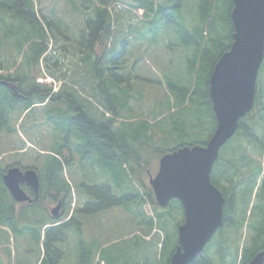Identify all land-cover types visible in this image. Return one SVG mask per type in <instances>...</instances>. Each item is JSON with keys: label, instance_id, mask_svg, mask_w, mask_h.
<instances>
[{"label": "trees", "instance_id": "1", "mask_svg": "<svg viewBox=\"0 0 264 264\" xmlns=\"http://www.w3.org/2000/svg\"><path fill=\"white\" fill-rule=\"evenodd\" d=\"M98 1L99 3H95L93 8H86L80 13L81 16L85 17L86 14H83V12L94 11L95 19L88 22V32L86 31L81 36V44H73L75 52H73L72 57L78 56V61L69 62L66 72L56 76L55 72H57L59 67L61 71L65 69L66 65L62 63L59 65L54 60L52 63L54 68L51 67L52 71L46 73L63 81L58 92L60 93L63 86L69 82L68 76L72 74L69 72H76L72 83L76 82L78 84H70L73 90L76 92H83L84 89L90 90L92 92L90 97L95 100L93 107L98 106L101 109L100 119L97 120L93 119L90 114L88 115L79 106L72 107L75 115L66 111L63 112L64 115L68 116V126L63 125L64 128L66 127L64 129L65 140H68V134L74 129L78 143L76 147L83 160H89L91 164L97 165L96 168H100L102 174H104L102 176L106 177V180L107 177L110 180L112 179L116 188L122 187L121 183L118 182H122V179L125 178L141 190L140 202L155 204L154 195L149 184L142 183V177H148L149 179V177L153 176L150 170V160L152 158L159 160L164 154L184 145H176L174 149H160L157 146L161 144V141L159 143L156 141L155 146L154 139L157 135L152 131V128L159 121H154V124L149 123L139 113L135 114L134 123H124L122 121L121 110L126 107L125 99L129 97L126 90L129 80L120 75V72H118L120 65L117 62L111 66L104 65L105 56L109 52L111 54L115 53L108 49L111 38V43L115 41L112 36V22L114 21L113 23L118 25L116 28L117 33H121L124 29L122 21L112 15L110 7L111 3L119 0ZM127 1L130 6L133 5L134 9L142 11L141 18L145 24H152L157 18H163L166 21L177 23L178 26L182 25L183 17L179 8V0L175 2L164 0L162 3L157 0ZM28 4L26 0H0V129L8 128L11 112L25 102L26 96L24 94L26 93H24L22 88L30 81L29 77L23 74L21 76L14 74V76L13 69L6 64L7 43L13 44L11 42L12 39L19 41L22 37L28 42V45L31 44V50L33 51L32 63H34L32 68H35L39 61L44 62L45 56H48L49 49L52 48L51 50H53L54 48L53 44V46H49L51 42L47 39L41 23L46 22V25H48V20L36 15L34 11L30 10V4ZM171 5L175 6L171 7ZM112 7L115 9L117 5ZM232 7L233 0H201L200 20L203 25L201 32L187 34L185 31H180V33H183L185 40H187L188 46L194 45L193 54L197 62V73L195 87L191 85L186 88L176 87L177 96L180 100L176 99L175 103L176 105H184L188 102L196 109H199L201 114L199 116L195 115L196 121L208 115L212 122V134L216 128V120L208 97V80L217 60L229 50L232 42L231 34L233 29L230 20ZM120 17L122 18L121 15ZM123 19L126 24L130 21L126 13L123 15ZM118 20H120L119 23ZM14 21H19V25L29 26L27 28H29L28 32L31 34L14 30L12 25H8ZM18 51H21V49L19 48ZM93 58H97V60L92 66ZM115 60L117 59L115 58ZM74 65L80 67H74ZM263 66L264 60L261 68ZM121 71H123V68ZM262 73L259 72L258 74L252 110L239 121L234 136L220 150L212 166L211 183L221 192L225 200L223 205V225L206 245L204 251L191 264H248L258 252L264 250V244L261 239L262 236L264 237V82L261 81ZM38 76L41 77L43 74H38L34 78L31 76L34 86H31L32 90L30 89L29 94L37 93V99L40 100V103H43L49 97L50 89H45L47 88L45 84L37 83ZM94 80L97 82L96 87L93 86ZM258 81L260 82L258 83ZM53 99L56 100L57 97L52 95L50 101H53ZM33 105L34 103H31V100L26 101L24 110L30 109ZM185 118H187L186 115ZM55 124L60 127L59 124ZM197 124H201V122L199 121ZM174 132L178 140H182V134L186 132L184 122L183 124L180 122L174 123ZM7 138L9 139L6 135ZM204 144L197 142L194 145ZM56 155L63 157L61 152H57ZM70 157L71 159L64 156L63 161L52 155L47 157L44 163V171L42 172L37 167L24 168L20 164L11 165L21 169L35 170L40 182L39 196H41V203L24 210L22 209L18 214L11 213L13 200L2 184V176L6 170L0 166V226H9L14 232L20 233L15 221H20L21 217H28L29 215L26 214L28 212L33 216L34 213L40 216L44 215L45 218L38 220V222L53 226L48 229L50 231L44 239L45 253L41 264H44L52 254L58 251L57 247L60 246L61 248L63 242L67 240L62 233L57 232L56 234L54 232H67L74 223L73 216L75 211L69 217L71 204L70 185L62 175L63 165L69 166L73 163L72 156ZM99 178L97 177L96 179ZM106 180L104 179V182L109 181ZM138 184H142L143 188H140ZM85 190L88 195L94 196L92 201L90 198L84 197L86 204L83 211L85 213H103L106 210L118 207L122 203L121 198L112 194L108 184L103 183L100 186L85 187ZM58 202L62 203V207L58 218L55 219L49 215L48 209L50 204L53 205V203L57 204ZM173 209H177L181 214L182 219L181 223L178 224L179 226L183 222V212L177 200H171L163 211H172ZM157 216L160 217L159 214ZM254 216L257 220V225L254 231L249 230L250 239L247 241L245 237L243 240L242 235L238 231L247 225L248 219ZM67 217L69 218L65 221ZM26 222H28V218H26ZM151 223L152 219L149 221V226H151ZM250 227L252 228V226ZM248 229H250L249 225ZM51 233H54V235L49 239ZM144 238L149 240L150 234L147 233ZM242 241H244L243 244H241ZM157 244L161 248L160 259L157 264H168L172 253L177 247V240L168 254L169 240L166 237L157 241ZM136 245L138 246V244ZM79 248L81 262L91 264L89 258L85 257V251L88 249L81 241ZM92 264H116V262L114 257L110 256V254L107 255L106 250H100L97 259L92 258ZM138 264L155 263H148L143 260Z\"/></svg>", "mask_w": 264, "mask_h": 264}, {"label": "rangeland", "instance_id": "2", "mask_svg": "<svg viewBox=\"0 0 264 264\" xmlns=\"http://www.w3.org/2000/svg\"><path fill=\"white\" fill-rule=\"evenodd\" d=\"M26 1L27 4H30V10L48 20L49 26L46 25V22L41 23L47 39L51 42L49 46L51 47L53 44L54 48L53 50L49 49L44 62L39 61L36 67L32 68L34 65L32 63V45H28V42L22 37L19 41L16 40L17 42L12 39L13 44L7 43L6 64L13 69V75H26L30 81L22 88L26 93L24 94L25 102L11 112L8 128L0 129V166L4 169L8 165L20 164L24 168L37 167L42 172L47 157L52 155L63 161L64 156L70 159L72 156L73 163L69 166L63 165L62 175L70 185V211H75L74 223L67 232H54L62 233L67 240L63 242L61 248L57 247L58 251L52 254L44 264H84L79 256L80 241L88 249L85 251V257L89 258L91 264L92 258L97 259L100 250H106L107 255L110 254L114 257L116 264H138L143 260L157 264L161 255V248L157 241L164 237L169 240L168 254L177 240L178 224L182 219L179 211L177 209L163 211L166 208L161 209L155 202V204L140 202L141 190L125 178L122 179V182H118L121 183L122 187L120 188H116L112 179L107 177L109 180L107 181L106 177L102 176L104 174L100 168H96L97 165L91 164L89 160H83L79 155L74 129L68 134V140H65L64 129L66 127L64 128L63 125L68 126V116L63 112L75 115L72 107L79 106L93 119H100L101 109L98 106L93 107L95 100L90 97L92 92L87 89H84L83 92L74 91L70 84H72L76 72L70 71L69 73L72 74L68 76L69 82L56 95V100L40 103L37 93L29 94L31 86H34L31 76L34 78L38 74L51 72V64L54 60L59 65L62 63L68 66L73 52H75L73 44H81V36L86 31L88 32V22L95 19L94 11L83 12L86 14L85 17L80 13L86 8H93L99 1ZM157 1L162 3L164 0ZM179 1L183 17L180 26L163 18H157L152 24H145L140 18L142 13H138L127 0H119L110 4L111 10L112 6L117 4L127 9L125 11L121 8L120 14L123 18L126 13L127 18L130 19L128 27L126 26L128 31L124 28L122 34L112 32L115 41L112 43L113 47L108 49L115 53L111 54L108 51L109 53L104 59L105 66H111L117 62L121 70L123 68V71L118 68V72L123 78L129 80L126 89L129 97L125 99L126 107L121 110V119L124 123H134V116L139 113L149 123L154 124V121H159L158 124L153 125L152 131L157 135L154 145L156 146V141L158 143L161 141V144L157 146L160 149H174L179 144L192 146L197 142L206 143L213 130L208 115L196 121L195 115L201 114L199 109L188 102L184 105L175 103L176 99L180 100L176 87L186 88L190 85L195 87L197 73V62L193 54L194 45L188 46L187 40L180 31H185L187 34L198 33L203 27L200 20L201 0ZM173 6L175 5H171V7ZM19 24V21H14L8 25H12L14 30L31 34L28 32L29 28L27 27L29 26ZM19 48L21 51H18ZM96 60L97 58H93L92 66ZM74 67L80 66L74 65ZM260 70L259 72H263L261 81L264 82V66ZM96 83L94 80V87H96ZM52 88L57 89L58 84ZM28 100H31L34 105L30 109L24 110ZM19 112L21 113L19 114ZM199 121L201 124L196 125ZM178 122L182 124L184 122L186 126L182 140H178L174 134V123ZM55 123L59 124L62 129ZM6 135L9 139H6ZM57 152H61L63 157L57 156ZM150 163V170L154 176L158 170V159L152 158ZM97 177L100 178L96 179ZM104 179L107 182H104ZM148 181V177H142V183L147 184ZM103 183L110 186L112 194L121 198L122 203L103 213H85L83 211L86 204L84 197L90 198L91 201L94 200V196L88 195L85 187L100 186ZM138 186L143 188L142 184H138ZM51 206L53 205L50 204L49 207ZM158 214L160 217L157 216ZM23 218L21 217L20 221H15L20 233L14 232L9 226H0V264H41L45 253L44 239L50 230L46 229L43 223H38V220L45 217L34 213V216L26 217L28 222L25 217ZM150 219H152L151 226H149ZM248 225L250 229H248ZM256 225L255 216L247 220V225L238 231L243 240L245 237L247 241L250 239L248 232L249 230L254 231ZM54 233L49 235V239L53 237ZM147 233L150 234L149 240L144 238ZM261 239L264 244V237L262 236Z\"/></svg>", "mask_w": 264, "mask_h": 264}, {"label": "water", "instance_id": "3", "mask_svg": "<svg viewBox=\"0 0 264 264\" xmlns=\"http://www.w3.org/2000/svg\"><path fill=\"white\" fill-rule=\"evenodd\" d=\"M231 45L217 60L208 80V97L216 128L204 145L183 146L164 154L149 185L159 207L177 200L184 220L178 227V245L168 264H191L223 225L224 197L211 183V170L220 150L235 134L239 121L253 108L256 80L264 59V0H233L230 12ZM3 185L18 203L30 201L25 183L36 193L34 170L10 168ZM59 202L50 212L58 217ZM258 253L248 264H263Z\"/></svg>", "mask_w": 264, "mask_h": 264}, {"label": "flooded vegetation", "instance_id": "4", "mask_svg": "<svg viewBox=\"0 0 264 264\" xmlns=\"http://www.w3.org/2000/svg\"><path fill=\"white\" fill-rule=\"evenodd\" d=\"M26 169L22 168V171H25ZM22 190L26 193V195L29 197L30 201L29 202H25V203H14L12 201V212L13 214L15 213H19L22 209H26L29 208L31 206H35L37 204L41 203V196H39V190L35 193L33 189H31L29 186H27L25 183H21L20 184ZM9 208L11 209V207L9 206ZM260 252H264V250L260 251Z\"/></svg>", "mask_w": 264, "mask_h": 264}, {"label": "crops", "instance_id": "5", "mask_svg": "<svg viewBox=\"0 0 264 264\" xmlns=\"http://www.w3.org/2000/svg\"><path fill=\"white\" fill-rule=\"evenodd\" d=\"M123 9L124 10V8L122 7V6H120L119 4H117V7L115 8V9H112L113 11H112V15L113 16H116V17H118L121 21H122V23H123V26L125 27L126 26V21L124 22V19L123 18H121L120 17V9ZM120 20H118V23L120 22ZM114 22V21H113ZM112 22V29H113V32H116L117 33V24H115V23H113ZM78 56H75V57H72V59H71V62H73V61H78ZM58 67V66H57ZM56 67V68H57ZM60 68V67H59ZM78 83H76V82H73L72 83V85H77ZM47 224V223H46ZM43 225H45V224H43Z\"/></svg>", "mask_w": 264, "mask_h": 264}]
</instances>
